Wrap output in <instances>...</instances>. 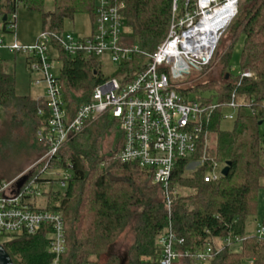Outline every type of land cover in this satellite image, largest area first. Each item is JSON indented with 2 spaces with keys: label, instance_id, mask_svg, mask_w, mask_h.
Here are the masks:
<instances>
[{
  "label": "trees",
  "instance_id": "trees-1",
  "mask_svg": "<svg viewBox=\"0 0 264 264\" xmlns=\"http://www.w3.org/2000/svg\"><path fill=\"white\" fill-rule=\"evenodd\" d=\"M21 1L27 9L40 13L43 31L55 33L63 32L64 21L75 14L89 13L93 18L96 8V0H52L50 9L45 8L46 0H0L3 31L8 16L16 14ZM122 1L125 38L136 43L138 51L132 60L118 67L115 75L128 71L130 78L146 54L166 38L172 21V0ZM227 29L230 42L220 58L224 72L219 78L195 85L196 91L214 92L215 99L208 101L217 106L211 110L207 124V130L214 135V146L208 153L207 143L204 148L201 142L192 156L176 160L167 187L169 208L165 189L153 181L149 170L117 157L123 132L115 118L102 114L63 142L53 162L58 166L70 163L72 170L64 191L50 193L47 204V208L62 212L65 252L54 262L43 231L7 235L1 245L13 264H157V240L169 227L184 239L179 247L182 250L194 252L206 245L212 247L204 262L196 263L192 253L177 262L264 264V235L245 234L246 217L255 212L258 190L264 187V140L259 132V120H264V0H238L237 12ZM240 34L244 36L240 68L241 72L250 70L249 77L229 72L232 47ZM56 53L61 61L58 78L63 99L72 115L103 80L101 64L82 52L70 55L57 48ZM15 88L14 69L0 60V109H11L13 116L19 115L26 123L38 158L47 149L37 136L38 129L46 127L45 102L18 95ZM232 95L240 108L232 129L224 130L220 128L222 108ZM39 108L44 109V116L37 114ZM202 147L208 161L220 165L230 162L226 176L203 180L208 161L195 162L201 158ZM123 234L129 238L125 252L110 251ZM235 236L240 239L235 240ZM225 238L231 242L223 243ZM217 240L222 242L218 244ZM237 241L239 248L232 250L231 243Z\"/></svg>",
  "mask_w": 264,
  "mask_h": 264
},
{
  "label": "built area",
  "instance_id": "built-area-1",
  "mask_svg": "<svg viewBox=\"0 0 264 264\" xmlns=\"http://www.w3.org/2000/svg\"><path fill=\"white\" fill-rule=\"evenodd\" d=\"M238 0H172V21L166 38L140 62L129 78L128 71L115 72L132 60L138 51L136 43L127 42V26L121 14L122 0H96L92 18L91 33L76 37L71 33L43 31L31 45L12 43L8 48L23 52L28 58L27 68L38 75L35 82L44 83V102L47 109L46 127L39 128L37 136L47 144V149L32 165L31 171L9 181H0V244L7 235L22 233L37 234L45 232L48 251L54 255V262L66 250L64 220L62 212L47 208L48 196L54 193L41 191L40 186L51 184V179L41 174L56 161V154L63 142L82 131L102 114L115 118L123 132L124 141L117 157L122 162L135 163L146 168L153 175L166 194L169 208L171 199L168 183L178 158L192 156L198 144L207 142V124L211 110L216 102L208 98H190L179 88L176 80L190 72L202 68L211 60L212 51L203 41L205 28L209 27L212 16L218 12L231 11L224 27L230 23L237 12ZM232 4V5H231ZM15 19L8 22V28L15 30ZM192 33V34H191ZM0 39V45H2ZM60 48L70 55L82 52L98 60L101 67L109 60L115 64L111 75L104 76L93 89L89 99L80 104L72 115L66 109L59 82V70L54 60L60 61L56 50ZM61 62V61H60ZM242 76H251L244 70ZM235 110V115L225 116L234 119L240 108L232 95L225 104ZM37 114L44 116L45 111L38 109ZM203 148V147H202ZM195 162L208 161L204 154ZM217 162L208 161L203 180L215 181L223 176L221 165L218 174L213 171ZM71 168V164L67 163ZM36 170V172H35ZM211 172V173H210ZM70 174L60 182L65 185ZM43 193L47 198L43 206L36 205ZM263 226L258 225L256 233L262 235ZM235 240L240 239L238 236ZM184 239L178 238L169 227L158 237L160 255L157 264H176L181 257L192 253L195 262H204L212 253L206 245L202 250L191 252L180 249ZM225 238L223 243H230ZM194 253V254H193Z\"/></svg>",
  "mask_w": 264,
  "mask_h": 264
},
{
  "label": "rangeland",
  "instance_id": "rangeland-1",
  "mask_svg": "<svg viewBox=\"0 0 264 264\" xmlns=\"http://www.w3.org/2000/svg\"><path fill=\"white\" fill-rule=\"evenodd\" d=\"M52 6V0H46V9H50ZM15 19V30L7 28L2 30V22L0 19V39H2V45H0V59L7 60L9 66L15 71L16 80V93L18 95H29L31 97L37 94L45 93L44 83H36L35 77L37 74L30 73L26 63V54L23 52H14L8 47L16 42L19 45H31L34 44L43 32L42 19L40 13L37 11L29 10L25 7L23 1L19 3L16 14H10L8 16V22ZM92 29V16L89 13H78L74 17L68 18L64 21L63 32L71 33L76 37H85L90 35ZM230 31L227 26L218 31L216 46L214 47L211 55V60L208 64L202 68L191 69L189 73L183 75L180 79L176 80L177 85L181 90L188 93L190 98L202 97L215 99L214 92L211 90L196 91V84L206 82L211 78H219L221 73L224 72L223 64L220 62V58L227 50L229 45ZM244 36L239 35L235 41L231 56L229 58V72L238 76L241 73L240 68V56ZM54 73H57V69L61 67V62L54 60ZM115 68V64L109 60L101 67L102 74L104 76L111 75ZM248 70V69H247ZM227 71V70H226ZM225 71V76H226ZM250 71V70H248ZM251 72V71H250ZM228 74V73H227ZM32 78V79H31ZM191 88V89H190ZM190 89V90H189ZM45 98L44 95L41 97ZM1 110V109H0ZM5 111V112H4ZM3 115L0 114V179L9 181L17 176H20L26 172L31 171L32 165L38 160L35 155L32 145L30 143L31 135L29 134V127L21 120L19 115H14L12 110L4 109ZM233 114L235 110L230 106H223L222 118L220 121V128L224 130H230L233 127L234 119H227L225 116ZM260 135L264 140V120L260 124ZM207 150L214 146V135L207 134ZM261 162L264 165V153L261 155ZM57 162L46 169L42 174V178L51 179V184H44L40 186L41 191L45 193L49 192H63L68 181L65 185H62L60 179L66 174H72V170L68 166H58ZM221 165L218 164L214 173L218 174ZM211 173V172H210ZM43 193L40 199H36V205L43 206L47 198V194ZM258 225L263 226L262 235H264V187L258 190L257 194V206L253 214L246 217L245 234L256 233ZM221 240H217L220 243ZM129 238L127 235H121L115 244L112 245L110 251L124 253L128 245ZM240 243L232 242L230 247L232 250H237ZM177 264H187L185 260H181ZM195 264V263H194Z\"/></svg>",
  "mask_w": 264,
  "mask_h": 264
},
{
  "label": "bare ground",
  "instance_id": "bare-ground-1",
  "mask_svg": "<svg viewBox=\"0 0 264 264\" xmlns=\"http://www.w3.org/2000/svg\"><path fill=\"white\" fill-rule=\"evenodd\" d=\"M232 5V4H231ZM231 11L218 12L207 21L210 22L209 27L205 28L203 34V41L208 46V52L212 51L216 46L217 33L220 29L224 27V22L230 17ZM217 32V33H216ZM192 34V33H191Z\"/></svg>",
  "mask_w": 264,
  "mask_h": 264
},
{
  "label": "water",
  "instance_id": "water-1",
  "mask_svg": "<svg viewBox=\"0 0 264 264\" xmlns=\"http://www.w3.org/2000/svg\"><path fill=\"white\" fill-rule=\"evenodd\" d=\"M6 18V15H4V18ZM228 75L226 74V77ZM262 123V120H259V124ZM229 166H230V162H226L225 165L223 166L221 172L223 174V176H226L228 171H229ZM0 264H13L7 251L4 249V247L0 244Z\"/></svg>",
  "mask_w": 264,
  "mask_h": 264
},
{
  "label": "crops",
  "instance_id": "crops-1",
  "mask_svg": "<svg viewBox=\"0 0 264 264\" xmlns=\"http://www.w3.org/2000/svg\"><path fill=\"white\" fill-rule=\"evenodd\" d=\"M0 60H2V62H4V64H6V65H9V63H7L8 61L7 60H3V59H0ZM27 67V66H26ZM36 78H38V75L35 77V79ZM32 79V78H31ZM16 81V80H15ZM43 95L44 94H37L36 96H34V97H31L32 99H34V100H39L41 97H43ZM29 96V95H28ZM0 114L1 115H3V110H0ZM222 242V240L220 241V243ZM220 243H218V244H220ZM178 262H176V264H177Z\"/></svg>",
  "mask_w": 264,
  "mask_h": 264
}]
</instances>
